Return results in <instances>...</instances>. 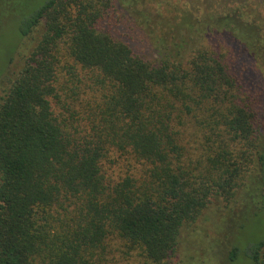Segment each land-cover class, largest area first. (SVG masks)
Segmentation results:
<instances>
[{
    "label": "trees",
    "instance_id": "obj_1",
    "mask_svg": "<svg viewBox=\"0 0 264 264\" xmlns=\"http://www.w3.org/2000/svg\"><path fill=\"white\" fill-rule=\"evenodd\" d=\"M113 5L47 0L20 16L21 36L45 32L0 96V264H100L113 235L173 264L211 199H242L229 215L240 230L264 209V106L220 41L264 70L258 23L237 9L190 23L150 61L103 25ZM137 10L149 31L155 21ZM192 131L204 145L194 156L183 145ZM114 151L143 161L144 174L112 181L103 162ZM244 254L264 264V239ZM240 255L233 245L229 260Z\"/></svg>",
    "mask_w": 264,
    "mask_h": 264
},
{
    "label": "rangeland",
    "instance_id": "obj_2",
    "mask_svg": "<svg viewBox=\"0 0 264 264\" xmlns=\"http://www.w3.org/2000/svg\"><path fill=\"white\" fill-rule=\"evenodd\" d=\"M45 1L47 0H0V96L4 88H7L24 68L27 57L34 51L45 32L44 23H41L28 36H21L20 16L36 10ZM125 1V4L120 6L114 0L110 18L103 21V25L111 29L116 37L129 42L150 61L159 58L156 48L179 42L188 32L190 23L206 22V19L213 15L215 19H222L236 9L255 20L264 35V0ZM137 9L147 12L153 22L155 21L148 24L149 31H143L132 19L133 11ZM145 32L151 33L152 36L149 38ZM220 41L226 48L231 47L232 63L237 71H242L244 78L254 85L251 94L259 93L260 104L264 106L262 66L255 59L243 55L241 45L237 41L232 42L227 35H223ZM65 78L63 77L64 81ZM195 133L187 132L183 140L184 147L190 150L192 156L201 154L204 146L199 135ZM103 168L112 181H117L130 174L141 177L146 165L132 154L114 151L103 162ZM211 200L199 218L182 230L181 242L173 257V264H251L245 257L244 250L250 243L264 239V209L257 216L250 218L246 227L240 230L237 218L229 215L242 205V199H238L237 204H228L218 196ZM113 236L100 264H153L141 256L139 251L128 252L125 242ZM235 244L239 246L242 256L233 262L229 260V252Z\"/></svg>",
    "mask_w": 264,
    "mask_h": 264
}]
</instances>
